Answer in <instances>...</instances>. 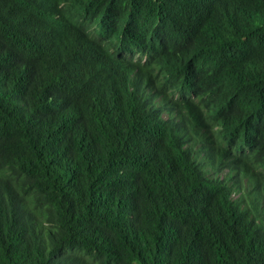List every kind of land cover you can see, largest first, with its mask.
<instances>
[{
    "label": "trees",
    "instance_id": "obj_1",
    "mask_svg": "<svg viewBox=\"0 0 264 264\" xmlns=\"http://www.w3.org/2000/svg\"><path fill=\"white\" fill-rule=\"evenodd\" d=\"M0 264H264V0H0Z\"/></svg>",
    "mask_w": 264,
    "mask_h": 264
}]
</instances>
